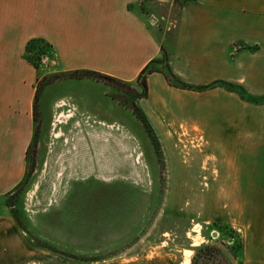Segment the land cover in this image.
<instances>
[{
    "label": "crops",
    "instance_id": "0c3cea01",
    "mask_svg": "<svg viewBox=\"0 0 264 264\" xmlns=\"http://www.w3.org/2000/svg\"><path fill=\"white\" fill-rule=\"evenodd\" d=\"M146 1L0 0V264L22 255L7 197L24 177L34 130L37 70L25 44L48 43L56 72L135 82L166 51L154 23L135 10ZM166 64L184 84L211 87L178 89L152 72L136 108L162 146L209 149L199 165L216 184L206 190L205 223L236 235L234 264H264V0H185Z\"/></svg>",
    "mask_w": 264,
    "mask_h": 264
},
{
    "label": "rangeland",
    "instance_id": "374dc122",
    "mask_svg": "<svg viewBox=\"0 0 264 264\" xmlns=\"http://www.w3.org/2000/svg\"><path fill=\"white\" fill-rule=\"evenodd\" d=\"M184 1L148 0L135 9L167 42L165 60L153 69L165 72ZM32 63L33 136L24 177L7 197L21 235L22 255L8 254L11 264H144L162 257L234 264L236 235L205 223L206 190L216 187L199 168L208 148L162 146L134 115L138 82L59 73L49 58Z\"/></svg>",
    "mask_w": 264,
    "mask_h": 264
},
{
    "label": "trees",
    "instance_id": "16d2710c",
    "mask_svg": "<svg viewBox=\"0 0 264 264\" xmlns=\"http://www.w3.org/2000/svg\"><path fill=\"white\" fill-rule=\"evenodd\" d=\"M50 55H51V46L41 39H38V38L37 39H31V40L27 41V43L25 44L24 58L30 64H32L35 69H36V66L32 63V58L37 59V60H40L41 58L48 59L50 57ZM164 56H165L164 51L161 49L159 57L150 61L148 64H146V66H144L142 68V70L139 72V74L137 75L135 82L140 83V85L143 88L142 95L138 96L137 98H142L146 95L145 77H146V75H148L152 72L162 73L167 84L172 86V87L178 88V89L189 90V91H202V90H205V89L211 87V86L193 87V86L184 84L183 82L179 81L177 78L174 77V75L170 72L167 64L165 67V72H162L161 70L153 69L151 66L154 63H157V61L160 59V57H162V59L165 60ZM77 72H82L83 74H85V75H87V76H89L95 80H99L101 82H104V83L117 81V80H115L109 76H105V75L95 73V72L84 71V70L72 71V72H67V73L74 74ZM37 91L38 90L36 88L35 95H34V101H33V120L34 121H35V116H36L35 103H36ZM134 115L139 120V122L141 124L146 125V122H145L143 116L141 115L140 111L136 108V106H135ZM146 127H147V125H146ZM191 264H193V262H191Z\"/></svg>",
    "mask_w": 264,
    "mask_h": 264
}]
</instances>
